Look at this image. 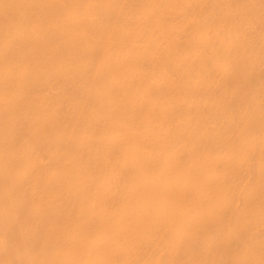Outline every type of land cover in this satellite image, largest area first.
<instances>
[{"label":"bare ground","instance_id":"1","mask_svg":"<svg viewBox=\"0 0 264 264\" xmlns=\"http://www.w3.org/2000/svg\"><path fill=\"white\" fill-rule=\"evenodd\" d=\"M0 264H264V0H0Z\"/></svg>","mask_w":264,"mask_h":264}]
</instances>
